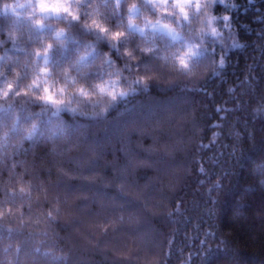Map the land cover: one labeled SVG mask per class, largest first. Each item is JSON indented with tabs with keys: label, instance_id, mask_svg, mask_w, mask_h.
Instances as JSON below:
<instances>
[{
	"label": "clouds",
	"instance_id": "obj_1",
	"mask_svg": "<svg viewBox=\"0 0 264 264\" xmlns=\"http://www.w3.org/2000/svg\"><path fill=\"white\" fill-rule=\"evenodd\" d=\"M227 0H0V264H159L121 245L129 202L152 211V176L183 168L125 120L130 98L183 89L223 66L237 37ZM143 134V133H141ZM124 142V163L105 142ZM156 154L158 160H151ZM149 159V163L137 161ZM101 161H104L102 164ZM111 168V174L107 169ZM141 179L143 183H141Z\"/></svg>",
	"mask_w": 264,
	"mask_h": 264
},
{
	"label": "trees",
	"instance_id": "obj_2",
	"mask_svg": "<svg viewBox=\"0 0 264 264\" xmlns=\"http://www.w3.org/2000/svg\"><path fill=\"white\" fill-rule=\"evenodd\" d=\"M217 11L231 12L237 37L216 50L222 67L194 85L153 88L122 105L124 119L136 122L129 131L138 129L133 148L142 141L160 153L173 138L186 145L175 173L163 161L138 173L154 179L156 215L129 202L117 236L159 264H264V0H227ZM105 149L107 161L124 163L123 141L113 137Z\"/></svg>",
	"mask_w": 264,
	"mask_h": 264
}]
</instances>
